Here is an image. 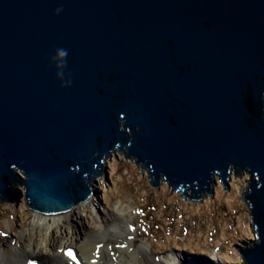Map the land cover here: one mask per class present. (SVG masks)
I'll return each instance as SVG.
<instances>
[{
    "label": "water",
    "instance_id": "95a60500",
    "mask_svg": "<svg viewBox=\"0 0 264 264\" xmlns=\"http://www.w3.org/2000/svg\"><path fill=\"white\" fill-rule=\"evenodd\" d=\"M122 150L194 202L249 174L264 264V0H0V199L69 213Z\"/></svg>",
    "mask_w": 264,
    "mask_h": 264
},
{
    "label": "rangeland",
    "instance_id": "374dc122",
    "mask_svg": "<svg viewBox=\"0 0 264 264\" xmlns=\"http://www.w3.org/2000/svg\"><path fill=\"white\" fill-rule=\"evenodd\" d=\"M106 168L107 176L95 177L92 182L96 203L101 205L93 214L87 213L89 228L97 229L99 219L115 222L118 227L133 226L131 229L138 235L133 246L127 248L134 254L133 257L126 254L131 261L143 257L138 250L141 243H147L153 258L175 253L178 258L173 264L246 263L238 248L251 247V240H256L251 208L246 200L249 174L233 176L229 190L218 183L212 195L194 202L162 178L160 185L154 186L148 171L134 158H128L126 150L106 158ZM119 205L130 206L129 224L116 212ZM35 216L24 199L18 203L0 199V240L10 242L12 236L33 224ZM70 222L69 225L78 229L74 218ZM109 248L107 253L115 259L114 251ZM213 252L220 259H214ZM124 259L121 257V264L127 263Z\"/></svg>",
    "mask_w": 264,
    "mask_h": 264
},
{
    "label": "bare ground",
    "instance_id": "6f19581e",
    "mask_svg": "<svg viewBox=\"0 0 264 264\" xmlns=\"http://www.w3.org/2000/svg\"><path fill=\"white\" fill-rule=\"evenodd\" d=\"M99 205L93 195L88 202L76 206L69 213L36 214L33 224L18 232L16 237L12 236L10 242L0 240V264H32V261H38L40 264H72L64 256V250L70 248L69 245L75 246L70 250L81 258L82 264H121V257L131 264L175 263L177 256L173 252L153 258L147 243H141L139 247L138 253L143 255L141 259L131 261L127 258L126 254H131L132 257L134 255L127 248L133 246L138 235L136 230H132L131 225L118 227V224L106 219H99L97 229H90V220L86 215L97 211ZM126 207L119 205L116 212L129 224L132 215L129 214L130 206ZM71 218L75 219L78 229L69 225ZM109 247L114 251L115 259H111L110 253H107ZM217 256V253L213 252L212 257L216 259Z\"/></svg>",
    "mask_w": 264,
    "mask_h": 264
},
{
    "label": "clouds",
    "instance_id": "9594fccd",
    "mask_svg": "<svg viewBox=\"0 0 264 264\" xmlns=\"http://www.w3.org/2000/svg\"><path fill=\"white\" fill-rule=\"evenodd\" d=\"M61 55H66V51L65 50H61Z\"/></svg>",
    "mask_w": 264,
    "mask_h": 264
},
{
    "label": "snow or ice",
    "instance_id": "6c2138e0",
    "mask_svg": "<svg viewBox=\"0 0 264 264\" xmlns=\"http://www.w3.org/2000/svg\"><path fill=\"white\" fill-rule=\"evenodd\" d=\"M69 255H71V253H69Z\"/></svg>",
    "mask_w": 264,
    "mask_h": 264
},
{
    "label": "trees",
    "instance_id": "16d2710c",
    "mask_svg": "<svg viewBox=\"0 0 264 264\" xmlns=\"http://www.w3.org/2000/svg\"><path fill=\"white\" fill-rule=\"evenodd\" d=\"M7 201V200H6Z\"/></svg>",
    "mask_w": 264,
    "mask_h": 264
}]
</instances>
